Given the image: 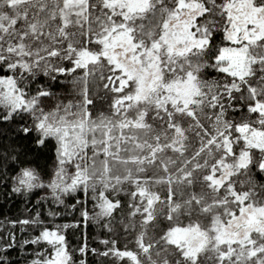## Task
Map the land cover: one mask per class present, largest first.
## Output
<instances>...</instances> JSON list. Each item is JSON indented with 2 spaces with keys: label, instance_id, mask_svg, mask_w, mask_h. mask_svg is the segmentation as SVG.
I'll return each instance as SVG.
<instances>
[{
  "label": "snow or ice",
  "instance_id": "snow-or-ice-1",
  "mask_svg": "<svg viewBox=\"0 0 264 264\" xmlns=\"http://www.w3.org/2000/svg\"><path fill=\"white\" fill-rule=\"evenodd\" d=\"M0 191L23 264H264V0H0Z\"/></svg>",
  "mask_w": 264,
  "mask_h": 264
},
{
  "label": "trees",
  "instance_id": "trees-1",
  "mask_svg": "<svg viewBox=\"0 0 264 264\" xmlns=\"http://www.w3.org/2000/svg\"><path fill=\"white\" fill-rule=\"evenodd\" d=\"M210 75H214V73H209ZM41 75V79L42 80H46L47 77H44L43 73L40 74ZM70 80H71V76L67 77V78H61L57 81H54L53 83L57 85V91L58 92H63L66 95L68 93H70L72 91L71 89V84H70ZM70 97V96H69ZM45 159V157H41V162L43 163V160ZM50 160V157H49ZM40 195L39 192L34 190V194L31 197V200H35L36 197ZM72 200H69V203H72ZM54 205L51 204H46L43 205V207L46 209L47 207H51ZM89 206H91V201H89ZM57 208L58 211H61L63 213V220H68L70 221L74 216L78 215V210L76 212H65L62 206H54ZM28 211H32L31 209H28ZM28 211L25 210V200L23 197L17 195L15 196V198H9V199H5L4 195L2 194V191H0V237L6 238L5 234L7 232H15L16 237H17V241L18 244L13 246V249L10 252V256L12 261L14 262V264H23V260H24V253L21 252L20 248H19V242L22 241L23 239L27 238L29 235L28 231H21V226L19 224L13 226L10 223H8L9 221L15 219V220H19L21 218V215L24 214H28ZM34 214V212H33ZM44 218H48L47 217V212L44 211L42 213ZM61 218H57V221H60ZM83 231V229H77L74 230L71 227L69 229L66 230V234L68 236V239L70 241V244H76L77 243V238L80 236V233ZM88 238H89V244L91 246H95V247H100L99 241H97L95 239V237L97 235H102L104 234L103 232H101L100 228L98 225L95 224H90L88 229ZM120 243L121 245H123L125 243L124 239L121 237L120 239ZM28 247H32L34 248V245H29ZM3 254H8L7 252H0V255ZM77 258H79V256L77 255ZM89 261L90 264H101V258L99 257H94L91 253H89ZM103 264H108L107 261H104Z\"/></svg>",
  "mask_w": 264,
  "mask_h": 264
},
{
  "label": "rangeland",
  "instance_id": "rangeland-1",
  "mask_svg": "<svg viewBox=\"0 0 264 264\" xmlns=\"http://www.w3.org/2000/svg\"><path fill=\"white\" fill-rule=\"evenodd\" d=\"M68 98H71V96H70V97H68Z\"/></svg>",
  "mask_w": 264,
  "mask_h": 264
}]
</instances>
